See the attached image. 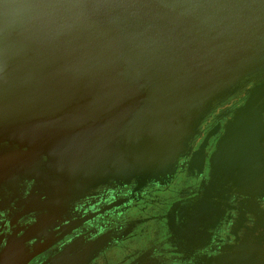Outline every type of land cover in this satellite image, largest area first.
Instances as JSON below:
<instances>
[{"label":"water","instance_id":"obj_1","mask_svg":"<svg viewBox=\"0 0 264 264\" xmlns=\"http://www.w3.org/2000/svg\"><path fill=\"white\" fill-rule=\"evenodd\" d=\"M260 73L264 0H0V189L164 183L214 102ZM263 90L212 159L241 187L262 161Z\"/></svg>","mask_w":264,"mask_h":264},{"label":"flooded vegetation","instance_id":"obj_2","mask_svg":"<svg viewBox=\"0 0 264 264\" xmlns=\"http://www.w3.org/2000/svg\"><path fill=\"white\" fill-rule=\"evenodd\" d=\"M263 84L264 73L253 75L214 102L164 183L74 191L44 174L1 185L0 264H264V137L246 187L212 164L226 126Z\"/></svg>","mask_w":264,"mask_h":264},{"label":"bare ground","instance_id":"obj_3","mask_svg":"<svg viewBox=\"0 0 264 264\" xmlns=\"http://www.w3.org/2000/svg\"><path fill=\"white\" fill-rule=\"evenodd\" d=\"M258 93H259V92H258ZM258 93H257V94H258ZM262 95H264V90L262 91ZM261 98H262L261 100H264V96H261ZM256 108H259V106L257 105ZM263 113H264V112H263ZM263 113H262V114H263ZM262 117H263V116H262Z\"/></svg>","mask_w":264,"mask_h":264}]
</instances>
